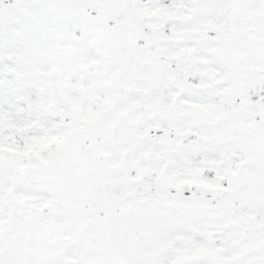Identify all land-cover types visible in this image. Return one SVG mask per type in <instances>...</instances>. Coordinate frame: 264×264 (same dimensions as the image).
<instances>
[{"label":"snow or ice","instance_id":"1","mask_svg":"<svg viewBox=\"0 0 264 264\" xmlns=\"http://www.w3.org/2000/svg\"><path fill=\"white\" fill-rule=\"evenodd\" d=\"M0 264H264V0H0Z\"/></svg>","mask_w":264,"mask_h":264}]
</instances>
